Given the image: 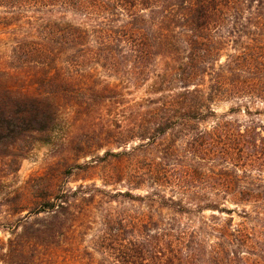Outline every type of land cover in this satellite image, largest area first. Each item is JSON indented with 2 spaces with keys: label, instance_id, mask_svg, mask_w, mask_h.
I'll use <instances>...</instances> for the list:
<instances>
[{
  "label": "trees",
  "instance_id": "trees-1",
  "mask_svg": "<svg viewBox=\"0 0 264 264\" xmlns=\"http://www.w3.org/2000/svg\"><path fill=\"white\" fill-rule=\"evenodd\" d=\"M0 37L1 172L66 128L105 150L78 166L101 189L40 193L0 264H264V0H0Z\"/></svg>",
  "mask_w": 264,
  "mask_h": 264
},
{
  "label": "rangeland",
  "instance_id": "rangeland-1",
  "mask_svg": "<svg viewBox=\"0 0 264 264\" xmlns=\"http://www.w3.org/2000/svg\"><path fill=\"white\" fill-rule=\"evenodd\" d=\"M0 38L3 39V37ZM8 47L9 44L0 41V57L4 56L5 58L8 54ZM142 96V90H133L129 99L138 100ZM227 110L228 105L226 104L216 106L218 114H222ZM66 136L68 138L64 140ZM70 139L71 136L67 128L62 129L60 133L55 134L52 138L50 137L49 144L37 143L33 145L20 162L17 173H2V167H0V245H5L11 239L18 240L19 237L17 236L26 227L24 226L25 222L30 224L34 219L44 217L43 214L33 216L32 213H28L30 209H34L37 196L40 193L56 194L60 190H71L73 192L79 186L91 187L93 184L101 189V182L97 177L98 170H86L78 168V166H84L94 157H101L105 150L95 151L94 148L88 150L85 147L86 155L77 153ZM57 143H61V145L65 143L67 146L58 148L55 146ZM109 189L106 188V190ZM83 197L88 199L86 194ZM99 197L100 195L95 200L98 201ZM95 204L88 209L89 212L85 213V217L81 221L75 222L74 232L67 235L66 239L68 240L67 243L79 244L80 250L86 251V253L90 251L85 247L89 246L94 235L101 229V217L107 207L100 202ZM227 206L231 209L234 208L230 204ZM112 207H115V204H112ZM123 207L130 210L134 209L132 205H124ZM233 220L234 223H238L239 218L233 215ZM59 240L64 241V237L60 236ZM55 261V264H73L70 260L63 263L62 256H59Z\"/></svg>",
  "mask_w": 264,
  "mask_h": 264
}]
</instances>
